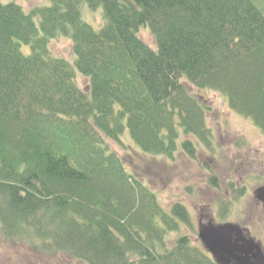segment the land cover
Returning <instances> with one entry per match:
<instances>
[{
  "label": "trees",
  "instance_id": "1",
  "mask_svg": "<svg viewBox=\"0 0 264 264\" xmlns=\"http://www.w3.org/2000/svg\"><path fill=\"white\" fill-rule=\"evenodd\" d=\"M262 15L250 0H0L3 240L41 264H215L188 236L170 243L191 215L160 203L150 167L215 153L202 91L264 133ZM109 142L133 148L130 168Z\"/></svg>",
  "mask_w": 264,
  "mask_h": 264
},
{
  "label": "rangeland",
  "instance_id": "2",
  "mask_svg": "<svg viewBox=\"0 0 264 264\" xmlns=\"http://www.w3.org/2000/svg\"><path fill=\"white\" fill-rule=\"evenodd\" d=\"M17 1L27 9L47 4V0ZM250 1L264 16V0ZM84 9L85 19L94 28L99 29L103 24L102 14L99 11ZM138 35L142 42L153 49L156 48V40L148 29H141ZM50 48L55 56L73 62L72 48L68 40L52 42ZM77 83L81 88L86 85L82 77H78ZM192 92L199 94L195 89ZM199 96L210 109L208 123L216 145L214 159L208 151L199 148L198 158L194 162L180 154L174 162L162 159V165L155 164L150 167L151 178L157 184L154 189L160 203L167 210L171 204L180 203L191 214V228L183 230L180 234H171L170 243L181 236H188L198 245V221L201 218L204 221L213 218L216 222L239 224L250 236L264 245V206L256 205L253 196L254 191L264 184V133L254 126L252 121L232 111L222 94L206 90ZM123 142L125 146L132 145L128 139H123ZM109 143L113 151L127 158V167L130 168V152L133 148L128 152L125 146ZM206 161L211 167L210 171L203 167ZM211 179L216 188L212 186ZM242 189L245 195H235ZM39 261V257L30 254L23 244L11 245L0 235V264H41ZM44 262H47V259Z\"/></svg>",
  "mask_w": 264,
  "mask_h": 264
},
{
  "label": "water",
  "instance_id": "3",
  "mask_svg": "<svg viewBox=\"0 0 264 264\" xmlns=\"http://www.w3.org/2000/svg\"><path fill=\"white\" fill-rule=\"evenodd\" d=\"M254 195L264 203V187L257 189ZM248 236L239 225L232 223L210 221L199 225V239L216 264H264L262 244Z\"/></svg>",
  "mask_w": 264,
  "mask_h": 264
},
{
  "label": "flooded vegetation",
  "instance_id": "4",
  "mask_svg": "<svg viewBox=\"0 0 264 264\" xmlns=\"http://www.w3.org/2000/svg\"><path fill=\"white\" fill-rule=\"evenodd\" d=\"M257 204L259 205V203H258V202H256V205H257ZM262 205H263V204H262ZM263 206H264V205H263ZM263 208H264V207H263Z\"/></svg>",
  "mask_w": 264,
  "mask_h": 264
}]
</instances>
